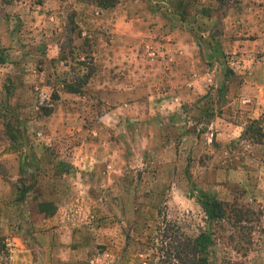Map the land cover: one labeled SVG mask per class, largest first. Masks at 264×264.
Returning a JSON list of instances; mask_svg holds the SVG:
<instances>
[{
  "label": "rangeland",
  "instance_id": "1",
  "mask_svg": "<svg viewBox=\"0 0 264 264\" xmlns=\"http://www.w3.org/2000/svg\"><path fill=\"white\" fill-rule=\"evenodd\" d=\"M112 1L0 0V264H148L163 219L210 235L212 264H264V199L217 175L251 159L240 169L254 189L264 171L249 148L264 146V0ZM171 60L178 115L157 109ZM149 112L166 133L159 146L155 128L145 133ZM223 113L241 138L222 146L209 135L194 152ZM171 143L178 167L158 166ZM203 192L256 216L236 229L209 221Z\"/></svg>",
  "mask_w": 264,
  "mask_h": 264
},
{
  "label": "crops",
  "instance_id": "2",
  "mask_svg": "<svg viewBox=\"0 0 264 264\" xmlns=\"http://www.w3.org/2000/svg\"><path fill=\"white\" fill-rule=\"evenodd\" d=\"M141 21V20H140ZM162 27V26H161ZM159 30V27L157 26V28L154 29H148L146 27L145 32H140L144 35V37L146 36H151L153 34H157V31ZM172 29L170 30H165L163 33H171L172 34ZM161 67V74L159 76V79L161 81V85H163V83L168 85V89L166 92L158 94L156 96V99L158 101V103H160V107H157L158 110L162 109L165 111V109H169L170 114L171 115H178V109L179 107H181V102L183 101L184 103V99L182 97H180V91L182 90L183 86H179L180 85V81H179V73L177 71L176 65L173 64V60L170 61V64L168 66H160ZM151 98V97H149ZM187 98V97H186ZM156 101V102H157ZM146 102V101H144ZM235 102V101H234ZM230 103L228 104V106H226L224 108V112L225 111H229V106L234 107L235 103ZM146 104V103H144ZM248 109H252L253 106H247ZM258 109V108H257ZM257 109L256 112L252 113V114H248V117H251L252 119H257L258 118V113H257ZM259 110V109H258ZM150 111H153L152 107H150ZM231 111L234 112V109L231 108ZM225 113L221 114V116H216L212 121H211V125L210 127L207 128V130H203L201 132V135L205 136V139L203 140L201 138V140H198L197 138H195V143L192 145L193 151L198 153L199 149L204 151L206 146H208V143L211 141V139L209 138V135H211L212 137L215 135V139L222 145H226V143L230 142V141H238L241 138V127L237 124H235L233 121H230L228 119L225 118ZM151 112L148 113V116H146L144 114V116L146 117V123H145V133L146 136L149 133H152V129L155 128L154 131V136H155V144L157 146H159L158 143H161V134H166L163 130L162 127L159 126H152V124H154L151 121L150 118ZM172 117V116H171ZM147 121H150V123L148 124ZM220 123V126L216 128V125H218ZM215 127V128H214ZM171 128L173 129L172 133H178V128H173V126H171ZM213 130V131H212ZM212 131V132H211ZM184 133V132H183ZM182 133V135H183ZM183 141L185 142V144L188 143H192L193 142V137L191 136V133H187L185 135H183ZM183 142V143H184ZM172 145H167L166 147L162 148V151L165 152V155L163 156L164 159H168V161H161L159 162L160 164L158 166H161L162 164H170V167H173L174 165L178 167V160H176V153H175V146L173 143H171ZM161 146V145H160ZM191 147V146H190ZM250 151H252V156L254 157H258L259 160L262 159L264 160V146L263 145H259V144H253L249 146ZM185 149V148H183ZM209 150V149H208ZM182 148L180 150V152H182ZM191 151V150H190ZM189 149L187 150V153H190ZM249 151V152H250ZM227 153H225L226 155ZM169 155V157H168ZM209 155V154H208ZM213 155V156H212ZM229 156V154H227V157ZM215 157V158H213ZM224 156L223 158V162L221 163L222 165L225 164L226 162H228V158ZM216 159V155L215 154H210V156H207L206 158H204V163L208 166L210 165V161H215ZM235 160L239 161L238 164H236L237 169L236 170H225L223 169L222 171L218 170L217 171V175L222 177V180L228 181V182H233V183H237L242 185L248 192V194H250V196L252 195V198H259L261 200L264 199V171L261 173L262 176L259 178L257 187H255L254 189H251L252 187L249 185L251 182L248 179V175L246 174V172L240 168H243L242 166H245L247 164H245L244 162H246L247 160H251V159H240L239 157H235ZM220 160V157H218V161ZM242 160V163L240 162ZM231 161V159H229V162ZM260 163H262V161H260ZM168 164V165H169ZM213 165V164H212ZM218 165H220V162L218 163ZM250 165V164H248ZM110 167V166H108ZM94 169L98 171L99 166L96 165L94 166ZM221 181V180H220ZM252 192V193H251ZM247 194V193H246ZM17 254V253H16Z\"/></svg>",
  "mask_w": 264,
  "mask_h": 264
},
{
  "label": "trees",
  "instance_id": "3",
  "mask_svg": "<svg viewBox=\"0 0 264 264\" xmlns=\"http://www.w3.org/2000/svg\"><path fill=\"white\" fill-rule=\"evenodd\" d=\"M95 3L103 9L112 7L114 4L112 0H95ZM197 201L207 220L224 221L233 229L239 228L242 222H251L252 217L256 216L253 210L236 203L228 204L219 201L210 193L203 192ZM41 205L42 207L50 206V204ZM258 215L262 216V213ZM256 222L259 223V218ZM229 239L232 243H236V239L242 241L244 237L242 234L238 236L232 234ZM211 242L210 235L205 232L191 237L185 234L177 223L163 219L156 227L154 248H152L151 260L148 264H212L208 252ZM234 247L235 250L244 252V255L250 250L249 247L240 244ZM221 264L243 263L224 260Z\"/></svg>",
  "mask_w": 264,
  "mask_h": 264
}]
</instances>
